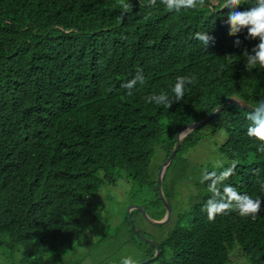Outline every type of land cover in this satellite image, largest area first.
<instances>
[{"label":"trees","instance_id":"1","mask_svg":"<svg viewBox=\"0 0 264 264\" xmlns=\"http://www.w3.org/2000/svg\"><path fill=\"white\" fill-rule=\"evenodd\" d=\"M129 2L133 7L125 12L119 0H0V248L12 261L17 256L19 264H44L65 256L83 232L103 184L100 173L115 182V172L127 171L130 205L162 219L157 178L148 172L155 147L167 159L179 129L205 119L229 97L251 107L264 100V69L247 70L243 56L259 40L245 39L247 29L228 35L232 10L223 7L225 0L180 12L160 0ZM254 3L242 0L235 10ZM196 32L214 37V45L204 49ZM138 69L145 82L129 96L121 85ZM185 75L197 82L179 103L167 109L145 101L161 91L172 97L176 78ZM247 114L227 105L183 139L162 181L171 207L166 224L154 226L131 212L140 234L158 246L157 258L127 214L111 230L109 244L127 246L122 254L139 255L138 264H235L229 253L236 246L244 257L240 264H264V203L255 220L231 211L209 221L202 211L211 196L202 174L219 173L232 161L239 163L227 183L264 201L257 183L264 180V154L247 135ZM206 126L226 135L218 150L227 163L219 170L182 158ZM182 188L192 190L186 201Z\"/></svg>","mask_w":264,"mask_h":264},{"label":"clouds","instance_id":"2","mask_svg":"<svg viewBox=\"0 0 264 264\" xmlns=\"http://www.w3.org/2000/svg\"><path fill=\"white\" fill-rule=\"evenodd\" d=\"M170 12H180L182 9H197L205 5V0H160ZM148 5H155L156 0H147ZM242 4V0H225L224 8L231 9L227 19L228 35L237 36L242 29H247L248 40H259V43L251 49V53L247 49L244 50L243 56L246 57V69L252 70L259 66L264 69V0H255L254 6L247 11L235 10L237 6ZM119 5L125 12L132 9L133 5L129 0H119ZM194 38L198 40L206 49L211 43L214 45V37L206 32H196ZM239 39L234 41L235 46H239ZM232 55L226 56L231 61ZM145 77L142 69H138L135 76L122 84L121 87L127 89V95L131 96L132 90L139 83L143 85ZM196 77L178 76L174 86L171 88L172 97L168 93L161 91L159 94H152L145 97L147 103H155L158 106L170 108L172 104L179 103L188 90V85L196 83ZM250 125L247 128V135L258 141L257 152L264 154V100L257 102L256 106L247 114ZM239 161H232L231 165L223 171H216L202 174V182H209L207 191L211 194L206 201L202 211L206 212L209 221H213L216 216L227 214L231 211H237L241 217H250L255 220L261 211L264 201L259 198L253 199L248 194H241L227 181L234 174ZM223 161H217L216 167H222ZM261 169H256L254 175L259 176ZM260 190L264 192V180H257ZM119 264H138L132 256L121 258Z\"/></svg>","mask_w":264,"mask_h":264},{"label":"rangeland","instance_id":"3","mask_svg":"<svg viewBox=\"0 0 264 264\" xmlns=\"http://www.w3.org/2000/svg\"><path fill=\"white\" fill-rule=\"evenodd\" d=\"M199 134L201 137L197 144L188 149L182 158L204 170L221 169L227 163V158L218 149L225 142L226 135L210 126L202 128ZM165 156L164 150L159 146L155 147L148 170L151 179L158 177L161 165L166 160ZM217 161H223V166L216 167ZM99 176L103 178V184L93 199L92 207L86 213V223L82 234L74 237L73 243L68 246V253L60 260H55V254H50L49 258H54L53 262L46 259L44 264H119L121 260L119 256L121 258L132 256L137 261L141 258L129 251L122 254L127 246L116 250V244H109L110 241L112 243L111 230L119 227L130 205L132 180L128 178V172L125 170L115 172V182H113L112 175L105 178L103 173H100ZM191 191L189 188H182V200L186 201ZM104 236L107 237L99 244V240ZM120 252L121 254H118ZM229 255L235 264H240L244 260L237 246ZM7 257L12 258L11 253L0 248V264H19L17 256L14 257V261Z\"/></svg>","mask_w":264,"mask_h":264},{"label":"water","instance_id":"4","mask_svg":"<svg viewBox=\"0 0 264 264\" xmlns=\"http://www.w3.org/2000/svg\"><path fill=\"white\" fill-rule=\"evenodd\" d=\"M233 104L235 106H238L239 108H241L242 110H245L247 112L251 111L252 108L250 105L246 104L244 101H242L241 99L237 98V97H229L227 98L221 105H219L216 109H214V111L205 119L197 122V123H190L185 125L184 127L180 128L179 131L176 134V143L173 147V149L171 150L168 158L166 159V161L161 165V168L158 172V177H157V188H158V194L160 197V200L165 208V215L163 217V219H161L160 221H153L151 220L146 213L142 210V208L140 206L137 205H133V206H129L127 208V216L129 218V222L131 225V229L133 230V232L135 233V235L137 236L138 239H140L143 243L149 244L150 246L155 248V255L153 258H157L158 254H159V248L158 246L152 241L149 240L143 236L140 235L139 231L136 229L135 225L133 224V221L130 217V211L135 209L137 211H139L142 216L144 217V219L149 222L150 224L154 225V226H161L166 224L171 216V208L169 206V204L167 203V201L165 200L163 193H162V188H161V184H162V179L164 177V174L166 172L167 167L170 165L173 157L175 156L176 152L179 149L181 140L187 136L190 132L199 129L200 127H202L203 125H205L209 120H211L214 116H217L220 112H222V110L227 106ZM150 260L147 259L145 261H143L142 263L139 264H147Z\"/></svg>","mask_w":264,"mask_h":264},{"label":"bare ground","instance_id":"5","mask_svg":"<svg viewBox=\"0 0 264 264\" xmlns=\"http://www.w3.org/2000/svg\"><path fill=\"white\" fill-rule=\"evenodd\" d=\"M194 123H197V122H194ZM203 126H204V125H203ZM200 128H201V127H200ZM200 128H199V129H200ZM196 130H197V129H196ZM194 131H195V130H194ZM192 132H193V131H192ZM190 133H191V132H190ZM190 133H189V134H190ZM189 134H188V135H189ZM188 135H187V136H188ZM187 136H185V137H187ZM185 137H184V138H185ZM184 138H183V139H184ZM183 139L181 140V142L183 141ZM180 145H181V143H180ZM179 147H180V146H179ZM176 153H177V152H176ZM173 158H174V157H173ZM172 160H173V159H172ZM164 162H165V161H164ZM171 162H172V161H171ZM170 164H171V163H170ZM169 166H170V165H169ZM169 166H168V167H169ZM168 167H167V169H168ZM167 169H166V171H167ZM165 173H166V172H165ZM164 175H165V174H164ZM163 178H164V177H163ZM162 181H163V179H162ZM161 188H162V184H161ZM162 193H163V191H162ZM163 196H164V194H163ZM164 198H165V197H164ZM165 200H166V198H165ZM166 201H167V200H166ZM167 203H168V201H167ZM168 204H169V203H168ZM130 206H133V205H130ZM169 206H170V204H169ZM141 208H142V207H141ZM170 208H171V207H170ZM134 210H135V209H133V210L130 211V217H131V212L134 211ZM142 210H143V208H142ZM143 211H144V210H143ZM144 212H145V211H144ZM146 215H147V214H146ZM147 216H148V215H147ZM148 217H149V216H148ZM149 218H150V217H149ZM150 219H151V218H150ZM162 219H163V218H162ZM151 220H153V219H151ZM160 220H161V219H160ZM160 220H153V221H160ZM132 221H133V220H132ZM133 224H134V223H133ZM135 227H136V226H135ZM136 229H137V228H136ZM137 230H138V229H137ZM138 231H139V230H138ZM139 233H140V232H139ZM140 235H141V234H140ZM141 236H142V235H141ZM158 255H159V254H158Z\"/></svg>","mask_w":264,"mask_h":264}]
</instances>
